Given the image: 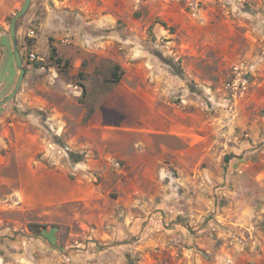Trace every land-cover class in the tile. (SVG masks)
<instances>
[{
  "label": "rangeland",
  "instance_id": "1",
  "mask_svg": "<svg viewBox=\"0 0 264 264\" xmlns=\"http://www.w3.org/2000/svg\"><path fill=\"white\" fill-rule=\"evenodd\" d=\"M39 1L32 0L17 22L25 79L0 106V264L19 234L24 264H56L54 251L59 264H168L175 256L174 264H201L198 251L186 249L199 247L191 240L198 232L205 235L204 264H264L263 216L241 212L233 224L218 215L248 196L263 214V0H108L104 24L96 23L98 15L63 6L65 0H45L33 17ZM23 3L0 0V100L20 73L9 30ZM31 29L36 36L28 35ZM31 52L45 61L31 60ZM243 64L251 69L247 88L233 90L228 83ZM115 65L121 72L116 83ZM116 84L151 95L162 111L159 123L171 120L174 131L131 127L137 118L124 99L105 115L122 125L87 128L96 102ZM196 128L205 137L198 175L211 189L187 211L181 168L199 153L191 136L186 142L180 133ZM79 137L109 140L74 153L69 147ZM185 149L186 162L177 154ZM57 160L74 170L76 162L90 161L100 173L93 181L102 183L103 193L114 189L113 199L42 204L66 192L88 193L75 185L76 172L50 173ZM194 197L189 191L190 204Z\"/></svg>",
  "mask_w": 264,
  "mask_h": 264
},
{
  "label": "crops",
  "instance_id": "2",
  "mask_svg": "<svg viewBox=\"0 0 264 264\" xmlns=\"http://www.w3.org/2000/svg\"><path fill=\"white\" fill-rule=\"evenodd\" d=\"M108 0H93V1H88V0H65L62 1L63 6H70L71 8H74L75 10H77V8L82 9L85 14H91V15H98L99 17H101V19H97L98 24H104L107 23V19L105 17V15H107V11H108V7L106 5V2ZM48 4L45 0H40L37 5H35V8L33 9L34 11H32L31 16L35 17L37 16V14L39 13V11L41 10V8L43 7V5ZM115 7H117V5H115ZM254 15V14H253ZM246 24L250 25L249 22H246ZM74 40L77 43H83L84 40L80 37V36H75ZM78 51H76V55H75V61H79L78 58ZM263 90H264V0H263ZM120 99H124L127 100L129 102V104L132 105L131 109V114L133 117L137 118V122L134 121L133 123H131V127L137 129V130H148V131H152V132H160V133H170L174 131V127L172 128V122L171 120H169L168 122H164L163 124H160L159 121L162 118V111L160 110L159 107H157L156 105H153V97L151 95H147L146 93L141 92L140 90L135 91L134 89H130V90H126L123 88V86L121 84H116L115 87L111 90V92L108 93V95L102 97L100 100H98L94 106L93 112L89 118V120L87 121V128H96V129H100L103 128L105 126H109V125H122V124H113L108 122L107 118H105L106 113L109 111L110 106H114L115 102H117ZM200 129H202L200 127ZM182 136L184 137H180L183 138L184 140H186V142L188 141V136H191V145L193 148H195V150L197 151V153H199V155H196L195 157V162L192 161V166L189 167H184L181 168L182 173H185V176L182 177V181L180 184H182L183 188H184V193H183V206L184 209H187L191 206V207H195V209L198 208V205L196 204L197 200L199 201L200 199H202L203 194L202 191L203 190H209L211 189V187H209L207 185V183H205L204 181L201 180L200 175H198V171L202 172L201 168L198 167V163H202L203 162V158H204V151H203V141H204V135L202 132H198L197 128L194 132H181L180 133ZM82 140H79L81 139ZM208 138V137H207ZM105 140H109V137H79L77 138V140H75V145L73 147H69V150H71L74 153H78V152H84L85 150H88L90 148L93 149V141L94 142H99L102 143ZM68 147V146H66ZM90 147V148H89ZM100 151L102 152V155L104 153L103 148H100ZM179 157L184 160L186 162L187 159V155H186V149L185 150H179ZM88 156H90L89 158H91L92 154L88 153ZM106 158L112 159V157H114L112 154L110 153H106ZM198 157L200 158L199 162H198ZM89 160V159H88ZM88 160H83V162H76L77 166L75 167L77 170H74L72 166H70L67 162V160H57V165L53 166L51 168H49L51 171L50 173L52 175L57 176V178L59 177H68L69 173H71L72 171L76 172L77 174V181L75 183V185H79V186H86L88 193L87 194H80L77 193L76 191H71V192H66L63 196H59L57 195L55 197V199L52 200H47V201H43L42 204H55V203H61L63 201L66 200H82V201H87L89 198H94L96 196L102 195L107 201L110 199H113V193H114V189H109L107 193H103L101 192L102 188V183H98V182H94L93 178L97 179L100 173L96 170H94L93 166H91L90 161ZM94 161L96 159H93ZM83 167H79V165H82ZM193 172H196L195 174H193ZM263 175H264V171H263ZM122 181V180H120ZM52 185L54 186V181H51ZM123 184L121 182V185H119V188L117 190H119L120 192V196L119 199L122 198V192L121 190H123ZM207 186V187H205ZM55 188V187H53ZM195 191V197H194V203L190 204L191 199H188V192L189 191ZM231 191L229 190L228 192L230 193L231 197H234V195H231ZM263 214L260 212H257L255 209V203L252 202V199L250 196H248L247 198H245V203L242 202V204L239 205V207L234 206L233 201H230L227 205L223 206L222 209H224L223 211H220L218 213V215H223L224 217V221L225 223L227 222H232L233 224H237L236 219L238 216H240L241 212L243 213H256L259 216H263V220H264V178H263ZM211 201V199H210ZM247 201H250V203H248ZM237 202V201H236ZM262 202H259L262 203ZM258 205V204H257ZM251 208V211H250ZM181 211H184L183 209H181ZM187 211L183 212V214L188 215ZM231 215V214H237L236 216H233L232 218H229L227 215ZM184 215L181 214V217H185ZM199 233V232H198ZM196 236H193L191 238L192 242H195L199 245V247H190V248H186L192 252H195V250H197V254L199 255V258L201 260V264H204V261H207V258H205L206 256H203V249H205L207 251V247H203L201 248V244L202 241L205 240V235L204 234H198ZM175 237V236H174ZM177 237H181L183 238V236H177ZM173 238V237H172ZM171 238V239H172ZM171 241V240H170ZM23 243H25V239L22 237L21 234H19L16 238V240L12 241L10 243V247L5 246L4 248V257L6 256V258H8V261L6 264H24L21 263V259L22 256L25 254L24 249V245ZM172 243V242H170ZM203 245V244H202ZM1 250V249H0ZM49 249L46 248V252ZM175 250V249H174ZM202 251V252H200ZM170 252L173 254H176V251H173V248H170ZM58 253V252H56ZM200 253V254H199ZM2 254V255H3ZM51 254L56 258V264L60 263V257L55 256V251L54 253L51 252ZM211 258L213 259V255H211ZM177 261L176 256L173 257V261L172 259L169 261L168 264H174Z\"/></svg>",
  "mask_w": 264,
  "mask_h": 264
},
{
  "label": "water",
  "instance_id": "3",
  "mask_svg": "<svg viewBox=\"0 0 264 264\" xmlns=\"http://www.w3.org/2000/svg\"><path fill=\"white\" fill-rule=\"evenodd\" d=\"M31 2L32 0H24V3L22 4L21 8L14 14L11 20V23H10L9 32H10L11 39H12L13 46H14V56H15L16 66L19 69L20 73H19L18 80L16 82L14 89L12 90L10 94L7 95V97L4 100H0V106H2L7 101H10L11 99L15 97L17 92L21 89L23 81L25 79L26 69L23 65V57L19 49V44L17 40V22L21 16L27 13L31 5Z\"/></svg>",
  "mask_w": 264,
  "mask_h": 264
},
{
  "label": "built area",
  "instance_id": "4",
  "mask_svg": "<svg viewBox=\"0 0 264 264\" xmlns=\"http://www.w3.org/2000/svg\"><path fill=\"white\" fill-rule=\"evenodd\" d=\"M28 35L30 37L36 36V33L33 29L29 30ZM31 60L45 61V57L36 52L30 53ZM251 72L248 66L236 65L234 68L235 76L229 81L228 87H231L233 90L246 89L248 84L247 75Z\"/></svg>",
  "mask_w": 264,
  "mask_h": 264
},
{
  "label": "trees",
  "instance_id": "5",
  "mask_svg": "<svg viewBox=\"0 0 264 264\" xmlns=\"http://www.w3.org/2000/svg\"><path fill=\"white\" fill-rule=\"evenodd\" d=\"M55 52H56V48L54 47L53 48V54H55ZM58 60H59L58 62H60L61 59H58ZM119 69H120V66L119 65H115V71H113V76H114L113 81L115 83L116 82H119L120 79H121V72L117 71ZM226 158H228V157H226ZM226 161H227V159H226ZM43 237H45L47 240H49L50 242H52L50 236L43 234Z\"/></svg>",
  "mask_w": 264,
  "mask_h": 264
}]
</instances>
